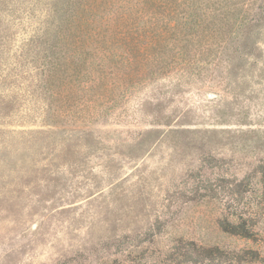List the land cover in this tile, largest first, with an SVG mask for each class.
<instances>
[{
    "label": "rangeland",
    "instance_id": "374dc122",
    "mask_svg": "<svg viewBox=\"0 0 264 264\" xmlns=\"http://www.w3.org/2000/svg\"><path fill=\"white\" fill-rule=\"evenodd\" d=\"M13 1L0 0V264H152L165 251L169 264L178 238L218 246L210 264H264V26L238 57L210 37L189 45L192 59L210 52L194 70L150 74L169 54L166 30L145 54L99 40L138 0H103L77 43L86 0L49 16L46 0L32 14L31 0ZM142 1L144 14L120 21L160 31L164 4ZM49 23L68 66L40 88L15 49Z\"/></svg>",
    "mask_w": 264,
    "mask_h": 264
},
{
    "label": "trees",
    "instance_id": "16d2710c",
    "mask_svg": "<svg viewBox=\"0 0 264 264\" xmlns=\"http://www.w3.org/2000/svg\"><path fill=\"white\" fill-rule=\"evenodd\" d=\"M29 1V0H27ZM32 2L37 0H31ZM45 4V16H49L52 13H65L73 0H46ZM155 2V8L161 3L164 4L163 8L164 15H166V21L163 22L160 31L155 30L153 33V22L147 26H138V24L128 22H122L120 20H126L129 15H142L143 6L145 1L138 0L134 9L129 11H116L113 16H110L111 25L108 28V36L102 35L99 40L105 46L106 42H116L123 41L125 44H129L132 50H141L142 54H145L147 50L152 48L161 47V38H163L162 33L166 30V47L169 52L166 60H158L153 63L157 65L155 70L150 69L149 73L154 74L158 71L159 66L166 63V69H181L180 72L188 70L191 68L194 70L203 60H206L209 52V48H202L201 50H196L195 58L192 59L190 44L197 45L198 47L202 43V39H208L213 37L214 41L217 42L218 48L221 52L224 50L225 54L236 55L237 57L244 54L249 46V36L253 34L255 28H260L264 26V0H152ZM103 3V0H86V4L80 6V10L84 13L90 12L89 17L78 16V23L76 25V36L74 35L73 42L77 43L79 34H86L83 30L86 26L93 23L95 20L96 11H99V6ZM14 4L13 0H10V7ZM35 3H31L28 6L30 14L33 13ZM12 9V7H11ZM147 11V10H146ZM149 15L152 11H148ZM131 15V16H132ZM131 19V18H130ZM127 20V21H128ZM105 28V29H107ZM38 31L39 34L37 33ZM225 31H229L225 33ZM35 34H30L21 45L17 46L16 51L19 50L21 54L20 61L23 59H30L32 66V78H37L35 84L40 88L49 81V78H63L64 73L67 70L66 65L68 63L64 62L61 58L56 56L55 50L53 49V44H51V39L58 41L60 38H64L65 34L60 32L58 28L52 26L51 23L44 25L41 29L34 30ZM154 34L157 37L154 38ZM234 34L239 38L233 47H227L225 44L227 42L226 38H229ZM91 34H86V38H90ZM40 51L35 50L36 38L40 39ZM210 40L207 44L213 43ZM248 44V45H247ZM256 43L251 47V51L256 50ZM77 46V45H76ZM241 48V49H240ZM43 51V52H42ZM103 51V50H102ZM254 54L253 52H251ZM205 54V56H203ZM103 56L107 57L108 53L103 52ZM148 58V55H145ZM18 58V57H17ZM126 59L129 61V57ZM162 59V58H161ZM228 62L229 69L227 72L233 71L234 57ZM74 61L73 58L70 60ZM69 61V62H70ZM147 61V60H145ZM76 62L75 64L79 65ZM177 65V66H174ZM217 65V64H216ZM200 67V66H199ZM78 68L75 66L71 76ZM39 78V79H38ZM39 80V81H38ZM228 226H234L225 222L222 229L228 233L239 234L241 236L246 235V230L240 225L239 230L230 231ZM167 260L169 264H210L212 261L222 254L218 246H204L197 244L192 240L174 239L171 241V245L167 249ZM163 256H158L156 261L152 264H166V251ZM152 259V257H151Z\"/></svg>",
    "mask_w": 264,
    "mask_h": 264
}]
</instances>
